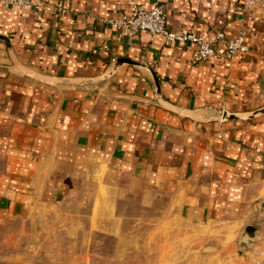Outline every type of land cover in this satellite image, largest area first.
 <instances>
[{
	"label": "crops",
	"instance_id": "crops-1",
	"mask_svg": "<svg viewBox=\"0 0 264 264\" xmlns=\"http://www.w3.org/2000/svg\"><path fill=\"white\" fill-rule=\"evenodd\" d=\"M40 1L0 5L18 62L0 41V225L62 201L64 168H100L144 181L191 221L252 225L264 239V113L248 117L264 107V11L242 0ZM133 2L161 3L171 31L244 30L249 50L196 61L192 43L106 22L131 16Z\"/></svg>",
	"mask_w": 264,
	"mask_h": 264
},
{
	"label": "rangeland",
	"instance_id": "rangeland-1",
	"mask_svg": "<svg viewBox=\"0 0 264 264\" xmlns=\"http://www.w3.org/2000/svg\"><path fill=\"white\" fill-rule=\"evenodd\" d=\"M57 204L0 225V264H264V239L236 223L191 221L137 178L71 169Z\"/></svg>",
	"mask_w": 264,
	"mask_h": 264
},
{
	"label": "built area",
	"instance_id": "built-area-1",
	"mask_svg": "<svg viewBox=\"0 0 264 264\" xmlns=\"http://www.w3.org/2000/svg\"><path fill=\"white\" fill-rule=\"evenodd\" d=\"M245 9H261L264 11V0H242ZM1 6L17 7L21 9L36 8L43 3L40 0H0ZM133 13L129 17L109 18L106 22L112 26L122 28L129 33H139L147 31L151 35L162 34L167 40L177 43H192L195 45L196 61L227 59L231 62L249 50L245 43L246 32H241L236 37H228L225 32L217 31L213 37L194 34L190 31L178 29L171 31L168 28V17L164 12L162 4L159 2L145 9L132 3ZM59 11L61 8L54 7ZM218 42L223 44V51L219 52L216 48Z\"/></svg>",
	"mask_w": 264,
	"mask_h": 264
},
{
	"label": "water",
	"instance_id": "water-1",
	"mask_svg": "<svg viewBox=\"0 0 264 264\" xmlns=\"http://www.w3.org/2000/svg\"><path fill=\"white\" fill-rule=\"evenodd\" d=\"M0 41H3L6 44L7 49L9 51V54L12 57V60L16 64H18L16 56H15V53L13 51V47H12L10 38L5 36V35H0ZM124 62L134 63V61H132V60H130L128 58H122V57L117 59V61H116L118 66L120 64L124 63ZM154 77H155V84H156L157 93L159 95V93H160L159 81H158V79H157V77L155 75H154ZM258 113H264V107L254 110L250 115H248V117H253L255 114H258ZM224 117L227 118V119H237V118H239L235 114H228V113H224ZM244 235L247 236L250 239H254V238H256L258 236V230L256 229V227H254L252 225H249V226L245 227Z\"/></svg>",
	"mask_w": 264,
	"mask_h": 264
}]
</instances>
